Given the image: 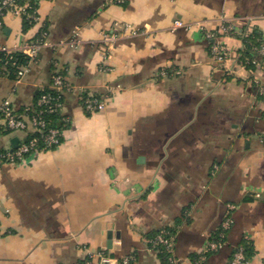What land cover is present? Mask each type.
Returning <instances> with one entry per match:
<instances>
[{"label":"crops","instance_id":"crops-1","mask_svg":"<svg viewBox=\"0 0 264 264\" xmlns=\"http://www.w3.org/2000/svg\"><path fill=\"white\" fill-rule=\"evenodd\" d=\"M36 6L39 22L25 28L20 16L2 17L0 46L19 50L41 24L47 43L22 75H0V101L17 110L32 104L61 71L70 124L58 146L25 162L0 161V264H73L100 249L162 264L147 236L164 227L174 230L180 264H228L243 239L253 247L249 264H264V59H242L240 36L248 30L264 40V0ZM176 20L191 26L174 27ZM221 21L236 32L221 36L231 55L218 63L205 32ZM102 32L117 36L107 60ZM85 93L106 98L105 106L86 113ZM24 136L0 118V151ZM227 204V241L204 255Z\"/></svg>","mask_w":264,"mask_h":264},{"label":"built area","instance_id":"built-area-1","mask_svg":"<svg viewBox=\"0 0 264 264\" xmlns=\"http://www.w3.org/2000/svg\"><path fill=\"white\" fill-rule=\"evenodd\" d=\"M38 0H0V24L2 17L6 13H10L21 18H26L30 22H39L37 11ZM118 4H124L128 0H112ZM185 26L190 27L191 24H184L180 20L174 22V27ZM123 30L131 34L138 32L129 24L123 25ZM236 30L232 24L227 21H221L219 28L216 31H206V38L210 39L209 54L214 62L221 63L227 60L231 55V49L221 39L222 35L234 33ZM249 34L248 30L240 31L241 39ZM115 33H101V41L105 44L103 58L107 60L114 49L116 41ZM47 43V30L44 24H41L38 34L19 50H12L7 46L1 45L0 52L5 55V60L0 65V75L9 73V66L14 65L12 53L19 51L23 53L28 60L33 59L42 45ZM243 47V42H242ZM257 57L264 59V41L251 48ZM10 64H7L9 63ZM27 65H17V77L22 75L27 70ZM108 69V68H107ZM164 73V72H163ZM66 76L61 71H55L51 75L50 83L47 86L40 88V95L35 103L24 106L21 111H18L12 104L9 98H4L0 101V118L3 121L5 128L9 130H21L25 133L32 132L28 139H22L20 143L11 150L0 151V161L9 163L25 162L28 157L40 150H50L60 144V136L63 130L70 124V118L61 113L63 105V96L68 90ZM48 88V90H46ZM259 93L264 97V86H259ZM106 104V98L102 96L90 95L82 101L84 110L87 112H96L101 110ZM57 113L61 115V126H48L46 114ZM234 205L227 204V211L224 214L219 226L218 238L208 240L203 252L215 251L222 248L227 241V231L230 229L233 219L231 210ZM150 248L159 251L161 246L167 253L166 259L162 264H180L175 255L174 237L167 231L162 229L153 238L148 239ZM158 248V249H157ZM95 260V263H94ZM138 264L137 257L134 253H127L120 258L110 255L106 250L100 249L87 258L79 260L73 264ZM228 264H249V258L244 252L242 244H236L233 247Z\"/></svg>","mask_w":264,"mask_h":264},{"label":"trees","instance_id":"trees-1","mask_svg":"<svg viewBox=\"0 0 264 264\" xmlns=\"http://www.w3.org/2000/svg\"><path fill=\"white\" fill-rule=\"evenodd\" d=\"M22 20H23L24 28L33 24V22H30L26 18H22ZM263 41L264 40L259 38V36L254 31L249 32V34L246 37L242 38L243 47H242V50H241V58L242 59H244V58H252L253 56H255L256 53L251 49L252 46H256V45L260 44ZM12 59H13V61H15V64L14 65H8L9 66V76L10 77H15L17 75V65H25L27 63L28 59L23 53H21L19 51H15V52L12 53ZM4 60H5V55H3L2 52H0V65L3 64ZM249 63H250V61H249ZM7 64H10V62L7 63ZM46 90H48V88ZM40 93H41V91L39 90V92L36 94V97L34 99L33 104L35 103V101L38 98V96L40 95ZM90 95H95L97 97L100 96L99 94H86L85 93L82 96V100L81 101H83V99L85 97H88ZM63 99H64V96H63ZM82 107H83V105H82ZM23 108H24V106L19 108L18 111H21ZM85 112L88 113V114L90 113V112H87L86 110H85ZM46 118L48 120V126H52V127H55V126L59 127L60 126V127H62L61 126V123H62L61 122V115H59L57 113H48V114H46ZM31 135H32V132L28 131L27 133H25V136L23 138L26 140ZM61 140H62V135L60 136V142H61ZM162 229L167 230L173 237H175L173 228L164 227V228H161V229H158L156 231H153V232L149 233L148 236H147V241H148V239L153 238ZM219 231H220V226L217 227V229L214 231V233L210 236L209 240L218 238V232ZM239 244L243 245L244 252H245L246 256L249 258L251 256V254L253 253V247H252L250 241H248L246 239H243V240H241L239 242ZM158 248L157 249L159 251H156V252H157V255H158L159 259L161 260V263H163L165 261V259H166L167 253L163 250V248L161 246H159ZM216 251H218V250L203 252V254L206 255V254H210V253H213V252H216ZM230 256H231V254H230Z\"/></svg>","mask_w":264,"mask_h":264},{"label":"water","instance_id":"water-1","mask_svg":"<svg viewBox=\"0 0 264 264\" xmlns=\"http://www.w3.org/2000/svg\"><path fill=\"white\" fill-rule=\"evenodd\" d=\"M14 144H15L14 146H16V145H17L16 139H14Z\"/></svg>","mask_w":264,"mask_h":264}]
</instances>
